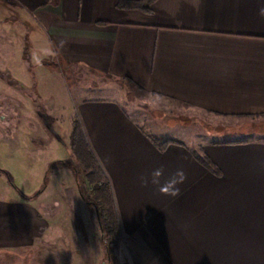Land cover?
I'll return each mask as SVG.
<instances>
[{
	"label": "crops",
	"instance_id": "0c3cea01",
	"mask_svg": "<svg viewBox=\"0 0 264 264\" xmlns=\"http://www.w3.org/2000/svg\"><path fill=\"white\" fill-rule=\"evenodd\" d=\"M121 1L138 0H0V108L17 119L0 144L39 135L34 120L43 132L56 125L55 118L44 124L37 108L22 113L33 99L15 95L35 87L38 98L49 87L33 73L42 41L63 64L157 97L178 115L264 117V0H156L149 13L119 9ZM74 111L111 185L122 263L264 264V136L159 140L114 99H78ZM152 139L181 145L160 150ZM159 167L165 177L185 174L178 197L141 186L138 178ZM42 204L0 193V255L42 239L51 220Z\"/></svg>",
	"mask_w": 264,
	"mask_h": 264
},
{
	"label": "rangeland",
	"instance_id": "374dc122",
	"mask_svg": "<svg viewBox=\"0 0 264 264\" xmlns=\"http://www.w3.org/2000/svg\"><path fill=\"white\" fill-rule=\"evenodd\" d=\"M3 33L0 26V40ZM41 43L37 47L40 56L33 62V73L49 80V87L41 90L38 98L35 87H27L26 92L22 88L15 95L33 99L32 105H27V108L23 105L22 113L32 109L36 114L37 108L46 113L48 120L55 118L56 125L53 131L43 132L42 125L40 128L34 120L39 135H31L28 131L30 136L22 133L16 142L15 135L3 141L0 144V171L10 176L13 187L24 196L34 190L32 196L44 182L42 192L33 201L47 205L43 211L51 220L45 235L32 249L4 253L0 255V264H124L121 254L126 249L118 251L117 247L113 253L114 260L107 255L105 234L99 220L104 209L102 202L93 194L92 187L87 185L80 172L75 178L73 172L61 163L68 159L67 145L76 119L74 107L78 99H114L120 102L141 128L159 140L182 138L189 142L196 137L197 143L201 144L228 138L246 139L245 134L264 136V117L235 121L178 115L174 106L157 97L138 95L97 73L63 64L47 49L44 41ZM2 115L7 121L4 122L2 117L4 120L0 127L8 128L7 132L13 134L17 121L15 115L4 114L0 108V117ZM36 182L42 183L34 189ZM13 187L4 175H0V193L21 196ZM111 241L109 238V243Z\"/></svg>",
	"mask_w": 264,
	"mask_h": 264
},
{
	"label": "trees",
	"instance_id": "16d2710c",
	"mask_svg": "<svg viewBox=\"0 0 264 264\" xmlns=\"http://www.w3.org/2000/svg\"><path fill=\"white\" fill-rule=\"evenodd\" d=\"M154 1L156 0L121 1L118 3V8L126 10H140L145 13H149L150 6ZM24 58L27 62L28 57ZM152 141L160 150H163L169 144L181 145L171 140L160 144L155 139H152ZM67 151L69 153L68 159L62 161L61 163L73 172L75 178L80 172L83 175L87 185L92 187L93 194L102 202L104 209L102 214L99 215L100 226L105 234V248L107 255L114 260L113 253L117 249L118 242L120 240V230L118 227L111 185L92 152L90 151L81 126L76 119L73 120ZM195 158L205 168L210 170L214 169L209 159L205 156L196 155ZM0 175H4L8 179L11 187H13L11 178L6 172L0 171ZM44 186L45 183L43 182L39 191L30 197L21 195L18 190H16V188H13L21 195L23 199L27 201H33L42 192ZM109 238L112 240L111 243H109Z\"/></svg>",
	"mask_w": 264,
	"mask_h": 264
},
{
	"label": "clouds",
	"instance_id": "9594fccd",
	"mask_svg": "<svg viewBox=\"0 0 264 264\" xmlns=\"http://www.w3.org/2000/svg\"><path fill=\"white\" fill-rule=\"evenodd\" d=\"M261 15H264V9L261 10ZM138 179L142 187L152 185L163 195L178 197L180 195V188L178 185L183 183L186 176L182 170H177L170 176L165 177V169L159 167L153 169L148 174H142Z\"/></svg>",
	"mask_w": 264,
	"mask_h": 264
},
{
	"label": "flooded vegetation",
	"instance_id": "af4514ba",
	"mask_svg": "<svg viewBox=\"0 0 264 264\" xmlns=\"http://www.w3.org/2000/svg\"><path fill=\"white\" fill-rule=\"evenodd\" d=\"M0 42H2V41H0ZM3 76H4V74H2V73L0 72V79L3 80V79H4ZM8 82L12 84L11 79H9ZM3 120H4V118L0 117V122L3 121ZM42 121H43L44 124H48V122H49V121L47 120V118L44 117V116H42ZM6 132H7V131H6L5 128L0 127V135H3V134L6 133Z\"/></svg>",
	"mask_w": 264,
	"mask_h": 264
}]
</instances>
